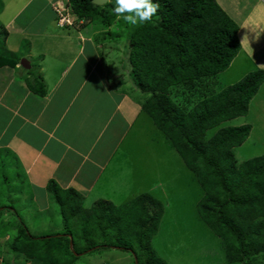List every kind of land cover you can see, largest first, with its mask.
<instances>
[{"label": "trees", "instance_id": "trees-1", "mask_svg": "<svg viewBox=\"0 0 264 264\" xmlns=\"http://www.w3.org/2000/svg\"><path fill=\"white\" fill-rule=\"evenodd\" d=\"M152 2L157 5L149 21L152 24L147 22L133 28L130 23L125 25L132 83L138 85L141 93L149 94L141 103V111L150 117L195 175L203 191L196 204L197 213L221 239L227 262L251 264L262 258L264 264V154L239 162L233 152L248 138L252 126L250 123L220 126L210 139L205 137L222 123L247 115L249 102L264 81V71H250L216 92L202 95L190 110L177 105L170 96L176 85L192 91L203 79L216 78L230 69L241 49L238 25L215 0ZM67 5L75 24L83 20L82 25L91 22L110 27L121 17L113 11L115 0H108L102 6L92 4L91 0H68ZM3 58L7 59L0 54V65ZM29 88L43 96L42 76L29 83ZM46 190L58 206L63 230L34 236L21 222L17 233L31 243L20 242L15 249L39 261L34 244L56 239L76 259L69 252L67 237L73 233L66 225L65 214L77 213L83 206V198L73 189L60 188L54 180L47 183ZM91 210L101 233L112 228L120 238L116 242L103 239L101 248L117 247L131 253L137 264H166L151 244L164 212L159 200L149 194H140L121 205L98 200ZM132 244L138 247L139 254L145 253L143 261H139ZM94 247L87 243L76 252L85 253ZM52 257L43 259L41 264H59L57 256Z\"/></svg>", "mask_w": 264, "mask_h": 264}, {"label": "crops", "instance_id": "crops-1", "mask_svg": "<svg viewBox=\"0 0 264 264\" xmlns=\"http://www.w3.org/2000/svg\"><path fill=\"white\" fill-rule=\"evenodd\" d=\"M215 1L238 25L241 49L231 67L241 58L238 66L245 71H264V0ZM67 3L0 0V54L7 57L0 65V153L8 158L7 168L18 169L32 196L49 203L46 185L54 180L93 206L105 200L93 193L101 191L99 181L113 183V159L141 104L119 74L123 53L113 50L115 60L103 51L113 46L99 39L103 30L97 23L58 24L55 8L68 9ZM22 59L29 68L21 66ZM38 75L43 96L29 88ZM254 111L264 119V81L249 102L247 121Z\"/></svg>", "mask_w": 264, "mask_h": 264}, {"label": "rangeland", "instance_id": "rangeland-1", "mask_svg": "<svg viewBox=\"0 0 264 264\" xmlns=\"http://www.w3.org/2000/svg\"><path fill=\"white\" fill-rule=\"evenodd\" d=\"M114 24L109 30H106L105 25H96L97 29L103 30L99 39L109 41L106 44L114 47H107L110 51L107 49L103 51L109 54L113 50L123 53L124 66H120L119 74L125 78V87L129 93H132L135 100L141 104L148 99L149 94L141 93L137 89L138 85L132 83L133 76L128 59L130 44L125 32V25L128 23L119 17ZM111 57L115 59V53H112ZM241 61V58L235 60L229 70L220 73L216 78L203 79L204 81L195 84L192 91H187L182 85H176L171 89L170 96L177 105L190 110L202 95L208 96L223 88L225 84L241 79L244 72H249L245 71V67L238 66ZM206 83L209 91L205 89ZM253 113H249V119L257 123H254L253 134L233 150L239 162L264 154V119L256 117L255 111ZM246 119V116H242L224 122L207 132L205 137L210 139L220 126H239L248 123L249 119L248 121ZM130 127L113 159V162H116L113 163L115 170L113 183L99 181L98 187L102 186L101 191L94 192L93 195H101L104 201L108 200L114 205L125 204L140 194H149L159 200L163 204L164 212L151 244L166 264H230L226 260L221 239L203 223L197 213L196 204L203 191L195 175L186 168L178 153L146 113L140 111ZM7 159L0 153V264H41L43 259L50 260V256L53 258L52 255L57 256L59 264H137L131 253L117 247L101 248L103 239L116 242L120 238L112 228L100 232L96 226L98 219L91 210L90 200L83 202L81 211L74 215L69 214V211L65 214L68 216L66 225L70 226L69 230L72 229L73 233L67 237L69 252L76 259L68 255L62 246L63 242L56 239L34 244L36 245L34 252L40 257V262L37 258H28L21 250L15 249L20 242L31 243L29 239L17 233L21 222L34 236L61 232L63 222L58 206L52 198H49L51 201L47 203L48 200L44 201L39 195L32 196L33 191L25 185L18 169L14 165L7 168ZM117 164L119 166H116ZM97 189L100 188H95V191ZM87 243L93 244L94 249L85 253L76 252L77 248ZM132 245L139 256V261H143L146 258L145 253L139 254L138 247ZM262 260V258L253 260L251 264H262Z\"/></svg>", "mask_w": 264, "mask_h": 264}, {"label": "clouds", "instance_id": "clouds-1", "mask_svg": "<svg viewBox=\"0 0 264 264\" xmlns=\"http://www.w3.org/2000/svg\"><path fill=\"white\" fill-rule=\"evenodd\" d=\"M113 11L125 22L135 26L151 21L157 5L152 0H115Z\"/></svg>", "mask_w": 264, "mask_h": 264}, {"label": "built area", "instance_id": "built-area-1", "mask_svg": "<svg viewBox=\"0 0 264 264\" xmlns=\"http://www.w3.org/2000/svg\"><path fill=\"white\" fill-rule=\"evenodd\" d=\"M67 7L64 6H58L55 8V11L58 15V24L63 26V25H73L75 22L70 19L69 14L67 12ZM77 25H82L83 20H80L76 23Z\"/></svg>", "mask_w": 264, "mask_h": 264}, {"label": "water", "instance_id": "water-1", "mask_svg": "<svg viewBox=\"0 0 264 264\" xmlns=\"http://www.w3.org/2000/svg\"><path fill=\"white\" fill-rule=\"evenodd\" d=\"M107 2V0H91V3L97 6H102ZM21 66H23L24 68H29V64L27 63V61H25V59L21 60Z\"/></svg>", "mask_w": 264, "mask_h": 264}]
</instances>
